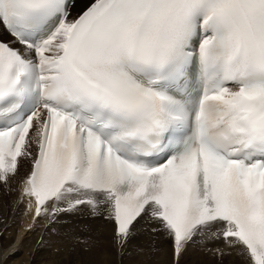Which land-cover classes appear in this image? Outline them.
<instances>
[{"label":"snow or ice","instance_id":"6c2138e0","mask_svg":"<svg viewBox=\"0 0 264 264\" xmlns=\"http://www.w3.org/2000/svg\"><path fill=\"white\" fill-rule=\"evenodd\" d=\"M21 157L36 217L264 264V0H0V181Z\"/></svg>","mask_w":264,"mask_h":264},{"label":"bare ground","instance_id":"6f19581e","mask_svg":"<svg viewBox=\"0 0 264 264\" xmlns=\"http://www.w3.org/2000/svg\"><path fill=\"white\" fill-rule=\"evenodd\" d=\"M26 161H21L24 167L10 175L7 182L0 181V220H6H3L5 239L0 242V264H68L64 259L73 243H77L85 261L72 258L69 264H116L115 260H124L122 264H250V258L236 251L220 256L217 249L224 248V241L208 237L197 238L198 242L189 245L177 260L171 240L162 231H153L159 225L146 217L137 223L135 234L123 250L115 243L112 223L103 216L93 217L86 206L74 213L35 218L34 203L24 195L25 177H29L32 169ZM74 216L77 221L65 224L76 219ZM83 228L87 231L79 233ZM78 244L89 250L85 252Z\"/></svg>","mask_w":264,"mask_h":264},{"label":"rangeland","instance_id":"374dc122","mask_svg":"<svg viewBox=\"0 0 264 264\" xmlns=\"http://www.w3.org/2000/svg\"><path fill=\"white\" fill-rule=\"evenodd\" d=\"M26 163H27V165H28V167H29V163H28V160L26 161ZM22 167H24V163H22V166H21V168ZM9 214V213H8ZM7 214V217L8 216H10V214L8 215ZM77 216H74L73 218H76ZM77 219L78 218H76V219H69L70 221H66L65 222V224L66 223H72L73 222V220H75V221H77ZM6 221V220H5ZM86 232L87 231V229L86 228H83V229H80V231H79V233H83V232ZM5 239V232H4V229H3V222L0 220V242L1 241H3ZM75 243H73L70 247H69V251H68V254H67V259L65 258L64 260H65V262L67 263V261H68V264L72 261L71 259L73 258V259H79V260H82V262L83 261H85L84 259V257H83V255H82V253L77 249V243L75 244L76 246H73ZM0 245H1V243H0ZM79 246H80V248L82 247L83 249L82 250H84V245H80V244H78ZM72 246H73V248H72ZM76 247V250L74 249ZM89 249H86L85 248V252H87ZM74 251V252H73ZM77 252V254H76V252ZM79 251V252H78ZM72 252V253H71ZM71 253V254H70ZM76 254V255H75ZM79 254V255H78ZM152 254H154V252L152 253ZM70 256V257H69ZM76 256V258H74ZM124 259V258H123ZM116 261V264H122V263H124V260H121V261H123L122 263H121V261H118V260H115ZM22 264V263H21Z\"/></svg>","mask_w":264,"mask_h":264}]
</instances>
